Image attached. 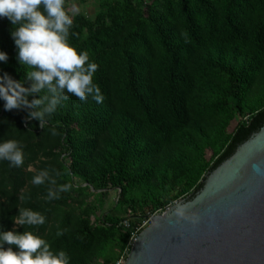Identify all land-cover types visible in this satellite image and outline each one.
<instances>
[{
  "label": "trees",
  "instance_id": "trees-1",
  "mask_svg": "<svg viewBox=\"0 0 264 264\" xmlns=\"http://www.w3.org/2000/svg\"><path fill=\"white\" fill-rule=\"evenodd\" d=\"M70 1L71 43L99 65L93 80L105 100L71 97L44 128L0 100V138L24 146L21 167L0 161V225L23 232L11 217L29 207L47 220L26 230L70 264H117L145 218L191 200L264 124V0H97L93 18L71 15ZM10 27L0 19V76L27 88ZM44 168L72 185L59 199L45 200L56 186L31 184Z\"/></svg>",
  "mask_w": 264,
  "mask_h": 264
},
{
  "label": "clouds",
  "instance_id": "clouds-1",
  "mask_svg": "<svg viewBox=\"0 0 264 264\" xmlns=\"http://www.w3.org/2000/svg\"><path fill=\"white\" fill-rule=\"evenodd\" d=\"M4 18L11 25L9 34L16 47V59L26 69V78L31 82L26 88L7 73L0 76V100L4 101L5 111L27 110V118L38 121L44 128L71 97L81 101L91 98L97 104L104 102L105 96L93 80L99 65L86 50H79L71 43L73 18L65 10V0H0V19ZM7 59V53L0 51V62ZM33 94L40 95L30 101L27 97ZM50 132L57 135L55 128ZM0 161H7L12 168L21 167L24 164L21 141L0 138ZM253 167L258 173L264 170L259 164ZM58 175L55 169L44 168L31 178L35 186L46 183L56 186L47 189L46 201L59 199L61 192L72 187L69 183L58 185ZM30 198V195L19 196L22 201ZM17 209L11 220L25 230L19 232L15 227L7 230L0 225V264H70L65 250H54L45 238L26 230V226L44 225L47 217L29 207ZM176 214L183 217L184 209H177ZM63 234L60 229L55 233L56 237Z\"/></svg>",
  "mask_w": 264,
  "mask_h": 264
},
{
  "label": "water",
  "instance_id": "water-1",
  "mask_svg": "<svg viewBox=\"0 0 264 264\" xmlns=\"http://www.w3.org/2000/svg\"><path fill=\"white\" fill-rule=\"evenodd\" d=\"M264 124L189 200L153 215L124 264H264ZM184 216H177V209Z\"/></svg>",
  "mask_w": 264,
  "mask_h": 264
},
{
  "label": "rangeland",
  "instance_id": "rangeland-1",
  "mask_svg": "<svg viewBox=\"0 0 264 264\" xmlns=\"http://www.w3.org/2000/svg\"><path fill=\"white\" fill-rule=\"evenodd\" d=\"M98 9V1L97 0H71L68 4V10L71 15L81 11L84 12L88 17L93 18L94 14ZM234 126V122L231 124V128ZM230 128V129H231ZM117 193L114 189L109 191V197L105 204V210L109 209L113 204V201L116 199ZM122 261V264H124Z\"/></svg>",
  "mask_w": 264,
  "mask_h": 264
},
{
  "label": "built area",
  "instance_id": "built-area-1",
  "mask_svg": "<svg viewBox=\"0 0 264 264\" xmlns=\"http://www.w3.org/2000/svg\"><path fill=\"white\" fill-rule=\"evenodd\" d=\"M170 207H171V206L166 207L163 211H160V212H158V213L152 214V215L148 216L147 218H145V219L141 222V224L139 225V227H138L136 230H137V231H139V230L142 231L143 228H145L147 225H149V223H150V219H151V217H152L153 215L161 214V213H163L164 211L168 210ZM122 224H123L125 227L128 226V222H127L126 220L122 221ZM136 237H137V235H134V234H133V237H132V243H133V241L135 240ZM131 245H132V244H131ZM122 261H123V260H120L117 264H122Z\"/></svg>",
  "mask_w": 264,
  "mask_h": 264
}]
</instances>
